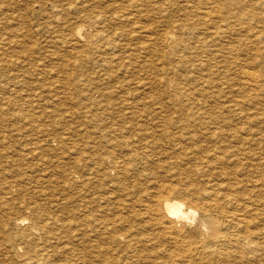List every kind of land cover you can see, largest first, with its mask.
Masks as SVG:
<instances>
[{
	"label": "bare ground",
	"instance_id": "obj_1",
	"mask_svg": "<svg viewBox=\"0 0 264 264\" xmlns=\"http://www.w3.org/2000/svg\"><path fill=\"white\" fill-rule=\"evenodd\" d=\"M194 1L195 0L192 1L193 6L195 3ZM98 2L100 4V0H97V3ZM188 2H189V4L191 3L190 1H188ZM188 2H187V4H188ZM196 2H197V5L199 6L198 8H200L199 11H201L200 14L202 16L200 18H203V23L209 25L210 28H208L209 26L207 28H204V26H203L204 30H202V32H199V30L196 29V28H198L196 26L188 28L189 30H187L186 28H183V25L180 24V25H175L174 28H172V30L164 31L161 34H159V43H160L159 48L167 56L166 65H170L171 69H174L177 71H182V72L177 73L174 77H172V76L165 77L164 76V77L158 78V76L155 75L154 80H146L145 79L144 81H142V79H144L143 78L144 76L142 77V79H138L136 81H134L133 79H128V81H126L125 78L127 77L126 75L134 73L136 71V69L138 68V66H136L134 64L135 61H137V63H139V69L135 73H138L139 71L140 72H150L149 69L151 66L148 62H146L145 58L149 57V55L152 53V51H155L156 49L153 48L151 44H148V45H145L141 48L142 52H139L138 55H136L134 52H128L129 45L121 42V41H123V40H121V36H123L125 29L119 30L120 26L118 28L115 27L116 25L113 26V24H115V22H118V24H119V23H121L120 21L124 20V18L126 17L125 16L123 18L124 15H120V14H117L114 12V6L117 5L116 4L117 2L116 1L113 2V0H112L110 3H107L105 6L106 10H104V12L94 11V10L89 9V8H87L86 11L81 10L82 13L84 12L83 13L84 17L78 16L79 20H77V21H79V23H77V25L76 24L73 25V26H75V25L76 26L73 28L72 32L69 30L71 33H68V34H70L71 38H69L67 41L70 42V45L73 44V45H75V47H77L79 49L80 48L83 49L82 53L85 52V54L82 55L83 60H85L87 62L95 63L98 66L100 65V69L98 71L92 73V75L94 76V78L96 80L94 81L92 79L93 82L87 83V85L89 84L88 86L83 85V87H84L83 91H82L83 95H81V97L83 99V101L81 100L83 102V106L84 107L88 106L89 108H94L93 110L95 112L102 113V115H103V111L116 110L119 113L121 112L122 116H126V118H131V122H135V124L139 128V130L137 129L138 131H136L133 135H131L132 139L135 142L129 141L130 145H129V143L127 144V145H129V147L131 149V151L130 150H128V151H130V154H129L130 159L133 158V160H131V161H133V163L135 162V160L141 159L139 155H141V157L143 156V158H145V157L148 158L150 156V155L148 156V154H147L148 152H149V154L152 153L151 158L154 157L152 155H155L154 150L157 147L159 141H161V143H162V141H164L166 143H172V147H176V148H179V150H182L181 151L182 153L180 154L181 156H179L178 163L172 165L177 170L178 175L175 177L176 179H173V180L170 179V180H172V181L176 180V183L167 184L163 180L166 184L165 185L156 184L155 185L156 187L159 186L158 189L155 188L157 190L156 191L157 193H155V194L153 193L152 195H149V194L145 193L148 190V188H147V190L142 189V191L141 190L139 191L138 189L134 188L135 187L134 186V187H132V189L134 188L135 190L138 191L135 193V192H132V189H131V191L128 190V189H130L129 187H131V186L127 187L128 185L127 186L123 185L125 187H122L121 185L118 184L119 182H117V184H118L117 187L119 188L118 192H120V193H118V192L117 193L120 194L121 197H118L119 195L117 193H116L118 195L117 197H116V194L114 196L109 194L110 195L109 198H110L111 202L109 200H107V202L109 201L110 204H108L109 206L106 209V211L103 210L104 212H106V215L103 217H97V214H96L97 218L92 217L93 212H94L92 210H91L92 215H86L85 214V215L77 217V218H73L72 215L68 213L69 211H66L67 214L65 216H64V214H60V213H59V215L57 214L54 216H53L54 213L51 216L46 215L47 213L46 214L40 213L39 209H38L39 211L37 210L38 213H36L35 212L36 209L34 210L33 208H31V205L33 206L32 200H31L32 204L29 207H26V206H28L27 205L28 203L24 202V203H26V206H24V207H26L27 209L30 208V210L33 209L34 211H32V213H31L30 210H28L27 215H25L26 213L25 214L22 213L23 210H21L22 207H20L21 204L19 206V202H18V205L9 203L10 206L6 209L7 210L10 209V212L12 210H14V212L16 211V213L14 215L11 214L12 216L8 217L7 216L8 214L5 215L6 211L2 209L3 212H0V234L2 235V237L4 239H6V241H4V242L8 243L9 247L13 250L12 252H13L14 256H16L18 263L16 262L14 264H46L48 262V260L51 259L52 250H51V252H49L47 250L48 246H41V247L38 246L37 242L41 237L39 235L40 238L38 239V237L36 238V235H38V234H42L43 236H45L46 234L51 235L52 233H54L53 232L54 230H55V232H57V231L60 232V229H62V230H66V233L68 230H71L70 234L72 236L73 233L76 234L75 231H79L82 229L83 226H86V225L89 226L90 224L92 225L91 231L95 234L96 233L97 234L103 233V235H104V234H106V232H109V231H107V228H111L112 229L111 231L114 230L115 237H117V238H115L116 239L115 241H117V239L124 241V243L126 244L125 249L126 250H128V249L132 250L131 256H132V254H133V256H136V255H134L136 253H140V254L142 253L143 254L146 250H148L145 248V246H147V243H149L152 240H151V237H148L146 239H145V237L149 235L148 232L153 234L152 230H154V233H155V231H156V233H159L161 235V237L165 238V240H163V241H165L166 243H169V245H172L173 249L175 248V250H176V251L174 250L175 254H172L171 251H173V250H171V249L167 250L168 252L166 251V256H167L166 257L167 258L166 264H170V262H171V264H174V262H172V261H175V259H178L177 260V262H179L178 264H264V22H263V26L260 25V23H262L261 19H260V18H262L261 15L264 14V11H261L260 9H261V7H264V0H198ZM195 6H196V4H195ZM182 7L184 8V5H182ZM187 8H188V6H187ZM75 9L76 8L74 6H70V7H66V8L62 9V11H64L66 13V16H67V15H69V13H71V11H74ZM193 9H192V11L195 12V10H193ZM257 10L259 11V13L261 12L260 13L261 15L257 14L258 13ZM56 16H57V14H56ZM197 17H199V16H197ZM213 17L217 18L219 21L215 20V22H212V21H214ZM212 18H213V20H212ZM127 19H129V18H127ZM127 19L125 21H127ZM198 21H199V19H198ZM192 22H190V23L192 24ZM195 23H197V22H195ZM195 23L192 25H195ZM198 23H200V22H198ZM250 23H255L256 26L259 25V28H255V26H254L255 24L253 26L252 25L249 26ZM198 26H200V25H198ZM247 27L251 28L249 30L251 33H249V31L246 29ZM53 28H55V27H53ZM141 28L145 29V26H141ZM244 30H246V31H244ZM242 32H244L245 39L249 43L243 41L244 37L242 35H240V34H242ZM144 33L147 35L149 40H151L152 35L154 34L149 29L144 31ZM185 35H186V37H187V35L188 36L191 35L192 38L195 37V41L192 45L187 43L189 39L186 42L184 41ZM21 36H23V35H21ZM192 40H194V39H192ZM216 40H221V43H217L218 41H216ZM20 41L22 42V40H20ZM126 41H128V40H126ZM5 43H7V42H5ZM65 43H66V41H65ZM0 44H2V43H0ZM11 44H12V42H11ZM4 45H2V46H4ZM72 46H70V48ZM16 47H18V45ZM4 48H5V46H4ZM13 49H15V48H13ZM186 49H187V52L185 54L182 53L183 50H186ZM10 51H11V49H10ZM127 52H128V54H126ZM141 53H142V55H141ZM22 60H21V62H22ZM65 60H64L65 62H63L64 66H69L71 61L69 62V58H67ZM5 64H6V62H5ZM9 65H10V63H9ZM27 67H29V65ZM11 68H12V66H11ZM19 71L17 70L18 73H20ZM28 72L25 71L24 74L27 73L28 75H30ZM32 73L34 74V72H32ZM21 74H19V75H21ZM19 75L17 74L18 78H20ZM193 78L195 79V82L196 81L198 82V80H200L201 83H200V81L197 84H195L194 82L190 83L191 80L194 81ZM82 80H84V79H82ZM110 81L111 82L119 81V82H118V84H115L111 87H107L109 85ZM82 82H81V85H82ZM18 84H20V82ZM14 86H16V85H14ZM7 87H5V88H7ZM5 88H3V89H5ZM157 89H158V91H157ZM21 90H23V89H21ZM21 90H19V92ZM9 91H10V88H9ZM94 91H97L100 93L98 97H94L92 95V93H94ZM24 92H25V90H24ZM27 92L28 91H26V93ZM29 92H32V91H29ZM10 93L12 96L13 92H10ZM28 94H26L25 96L23 95V96L25 98H27ZM13 95H14V93H13ZM21 95H22V93H21ZM21 95H20V93H17L14 96H15V98L18 99V98H21ZM28 97H29V95H28ZM32 97H34V94L32 95ZM164 97H166L169 100V104H164L165 103L163 101ZM161 98H162V100H161ZM17 99H15V100H17ZM22 99H24V98H21L20 100H22ZM75 99L78 101L77 98H75ZM11 100H13V99H11ZM20 100H19V102H20ZM76 100H74V101L77 102ZM19 102L17 100V103H19ZM82 102H81V104H82ZM52 103L54 105H52L50 108H52L54 111L55 106L57 104H60V103L55 102V101ZM149 103L151 105L152 110H150V111L147 110L149 112L148 113L147 111H145V108H146L145 105L149 104ZM7 104H8V102H7ZM77 104L80 105L79 103H77ZM10 105H12V104H10ZM11 107H13V106H11ZM166 109L171 110L170 115L167 114ZM45 110H47V108H45ZM124 111H125L126 115H123ZM144 112H147V113L144 114ZM104 113H106V112H104ZM110 114H112V112ZM107 115H109V114H107ZM121 115H119V117ZM105 117H107V116H105ZM107 118H109V117H107ZM152 118H153V120L150 123L153 122L155 124V127L158 129L157 131L161 133V134L159 133L161 136V139L156 138V136L154 137L153 131H152V134H150L149 130L146 129L149 126L145 127L144 126L145 124L144 125L142 124V121L145 122L146 120H149V119L151 120ZM102 119L103 118H101L100 120L102 121ZM122 119H124V118H122ZM122 119H120V121H122ZM104 120H105V118H104ZM137 121H140V122L136 123ZM116 122H117V119H116ZM116 122H114V123L116 124ZM119 122H117V123H119ZM126 123L125 124L122 123V124L127 127L128 124L126 125ZM108 124H109V122H108ZM119 124H121V123H119ZM60 125H62V124H60ZM60 125H56V126L49 125L47 127L41 126V127H38L36 130L34 129V132H36V133L32 134L34 136V138L32 140H35L33 143H35L36 146L38 145L34 150V151H36L35 153H37V155H41L45 151H50L53 154H55V152L56 151L58 152V150H60V148H63V149L67 148L68 149V147H66L69 144L67 142L68 140H69V142L71 140L70 143H73L72 144L73 149L78 147L79 143H77L75 141V139L76 138L78 139V137L73 136V138H75V139L72 142L73 139H69L70 134L68 135L66 132L65 133L63 132L65 130L66 131L68 130L67 127L65 126L66 124L61 126V127H60ZM101 126L103 127V125H101ZM125 126H124V128H125ZM104 127H106V125ZM109 127H112V126H109ZM114 127H117V126L115 125ZM117 128L119 131V127H117ZM124 128H122V129L124 130ZM131 128H132V126H131ZM72 129H74V128H72ZM151 129L155 130L153 128H151ZM73 131L77 132V130L76 131L73 130ZM73 131H71V132H73ZM107 131H109V130H107ZM62 132H63L64 136L58 137ZM132 132H133V130H132ZM132 132H131V134H132ZM156 132L154 131V134H156ZM125 133L127 134V132H125ZM129 133L130 132L128 131V134ZM99 134H101V133L99 132ZM115 135H114V137H115ZM118 135L121 136L122 134L121 135L118 134ZM77 136H79V134ZM119 136L117 139H119ZM50 137H55L57 139V149L56 150H55V148L52 149L50 146V142H49ZM104 137H107V134ZM99 138H101V137H99ZM108 138H110V137H108ZM130 138L128 137V140H130ZM79 139H80V137H79ZM115 140H113V141L115 142ZM122 140H124V138ZM79 141L82 142V143H80L81 146L86 147L89 140L86 141L83 139V140H79ZM94 141H96V139ZM107 141H109V140L107 139ZM97 142L101 143L102 140L101 141L97 140ZM106 142H104V143H106ZM114 142L110 141V144L114 143ZM117 142H118V140H117ZM117 142H115V143H117ZM84 143H85V145H84ZM90 143H92V142H90ZM35 144L33 145L34 147H35ZM106 145H107V143H106ZM113 145L116 146V144H113ZM90 146H92V145H90ZM102 146L103 145H101V147ZM104 146L102 149L99 148V150L103 151ZM111 146H112V144H111ZM115 146H113V147H115ZM160 146H161V144H160ZM93 147L94 146H92V148ZM113 147L111 149H113ZM120 147H122V145H120ZM70 148H71V146H70ZM115 148H118V146ZM159 148H162V147H159ZM67 149H66V151H67ZM82 149H83V147H82ZM96 149H97V147H96ZM106 149L108 150V148H105V150ZM119 149H121V148H119ZM156 150H158V149H156ZM30 151H32V150H30ZM83 151H84V149L82 150V153L76 152V155H78L77 153H80V154H79L78 158L75 156L77 159L73 158L75 162H77V163L80 162L78 165H80L82 162H89L88 164H91V163L92 164H99V166L101 165L100 162L102 159H104L103 157H101L99 154L97 155L95 153L89 154V152L91 150L88 151L89 155L85 156ZM97 151H98V149H97ZM25 152H28V151H25ZM72 152H73V150H72ZM104 152L106 153V151H104ZM124 152L126 153V151H124ZM158 152L159 151H157V153ZM45 153H47V152H45ZM105 153H104V155H105ZM32 154L34 155V153H32ZM69 154H70V152H69ZM37 155H35V156H37ZM45 155L46 154H44V157H45ZM56 155H53V156H56ZM59 155L62 156V154H59ZM59 155H57V157L60 159H63V157L61 158V157H59ZM107 155L108 154H106V157H107ZM118 155L121 156V153ZM35 156H32V157H35ZM114 156H116V155H114ZM120 156H119V159H120ZM44 157L42 156V160L44 159ZM113 157H110V159L107 158V160L109 159L112 161L111 158H113ZM151 158H150V160H151ZM65 159H66V156H65ZM116 160L114 161V164H116L114 166L119 168L118 172L120 171V173H122V174L124 173L125 175L128 173L125 171L128 168L130 169V167H128L130 164H131L130 166H132V167L136 166V165H133L132 163L128 162L129 160L127 161L128 163H130L129 165H128V163H126L122 160L120 161L121 163L119 161L117 162ZM125 160H127V159H125ZM152 160H154V158H152ZM71 161H72V159H71ZM140 161H142V160H140ZM155 161H156V159H155ZM182 161H184V162H182ZM150 162H152V161H150ZM170 162H172V160ZM8 163H6V164H8ZM72 163H73V161H72ZM136 163H138V162H136ZM142 163H143V161H142ZM146 163L144 161V164H146ZM104 164H106V163H104ZM154 164H156V163L152 162V165H154ZM82 165H83V163H82ZM82 165H80V166H82ZM148 165H149V163H148ZM148 165L146 164V166H148ZM60 166L62 167L63 165H60ZM64 166H65V164H64ZM159 166H160V164H159ZM3 167L5 168V166L1 165V169H3ZM66 167L68 168L67 163H66ZM90 167H92V166H89V168ZM103 167L104 166H102V168ZM107 167L109 168V166H107ZM156 167H157V165H156ZM164 167H165V165H164ZM170 167H171V165H170ZM69 168H71L70 165H69ZM78 168H80V167H78ZM89 168H88V170H90V171L88 173L91 176V178L98 177V175L100 174L99 169L97 170L98 167H92L90 169ZM99 168L101 169V166ZM148 168L149 167H147V169ZM151 168L154 169L153 166ZM15 169H18V168H15ZM60 169L61 168H59V170ZM5 170L8 171V168ZM19 170H20V168H19ZM61 170H60V172L63 171V170L62 171ZM112 170H114V169H112ZM69 171H67V172L69 173ZM86 171H84L85 174H86ZM140 171L138 170V172H140ZM173 171H175V170H173ZM3 172H4V169H3ZM23 172H25V170ZM33 172H34V170H33ZM42 172L44 173L46 171L44 170ZM71 172L75 173L74 171H71ZM115 172L117 173V171H115ZM130 172H131V170H130ZM170 172H172V171H170ZM34 173L37 174V175L35 174L37 176V177L36 176L35 177L39 180L37 171H35ZM49 173H50V171H49ZM88 173H87V175H88ZM102 174H105V173H102ZM131 174L132 173H130L129 175H131ZM53 175H55V172ZM62 175H63V173H62ZM71 175H73V174H71ZM139 175H141V174L139 173ZM2 176H3V174H2ZM58 176H56V177H58ZM66 176L68 177L69 175H66ZM66 176H64V177H66ZM116 176H117V174H116ZM127 176H128V174H127ZM47 177H50V176L48 175ZM54 177H52V178L54 179ZM83 177L80 178V180L85 178V177L84 178ZM107 177H108V175L106 176V178ZM128 177H126L128 179L127 181H129ZM12 178H13V176H12ZM18 178H21L20 175ZM22 178H24V177H22ZM36 178H35V180H36ZM69 178H71V176ZM69 178H68V180H69ZM74 178H76V177H74ZM101 178H103V177H101ZM114 178H115V174H114ZM126 178H124L125 181H126ZM150 178H152V177H150ZM5 179H4V182H5ZM9 179H6V181H8ZM146 179H148V178H146ZM0 180H2V179H0ZM44 180H46V178ZM57 180H59V179H57ZM75 180H77V178ZM90 180H92V179H90ZM116 180L117 179L115 178V181ZM96 181H98V180H96ZM111 181L109 180L108 182H111ZM127 181H126V183H127ZM149 181L150 180H148V184H149ZM152 181H153V179H152ZM2 182H1V184H3ZM27 182L28 181L26 180V183ZM47 182L44 181V183H46V184H47ZM54 182L55 181H53L52 183H54ZM60 182H62V181L60 180L59 183ZM63 182H62V184L65 185V183H63ZM74 182L76 183V181H74ZM98 182L100 183V181H98ZM23 183H24V180H23ZM44 183L42 184V187L45 186ZM48 183H50V181ZM67 183L69 184V182H67ZM70 183H71V181H70ZM132 183H134V181ZM156 183H158V182H156ZM7 184H10V183H7ZM13 184L15 185L16 183H12L11 186H13ZM24 184H23V186H24ZM56 184H54V187H51V190H52V188H55ZM130 184H131V182H130ZM148 184H145V185H148ZM152 184H154V183L152 182ZM106 185H107V183H106ZM112 185L113 184H111V187H112ZM137 185H139L138 182H137ZM0 186H2V185H0ZM15 186H13V188ZM18 186H19V188H21L20 185H18ZM35 186H38V185L36 184ZM16 187L14 188V190L13 189L11 190L12 187L11 188L10 187L9 188L0 187V189L1 188L3 190L8 189L7 190L8 193L6 194L7 196L9 195L10 192L13 194L15 193L14 195H16L17 193L20 194V192H21L20 189L18 191L16 189ZM39 187L41 188V185H39ZM58 187H60V186H58ZM73 187H71V188H73ZM76 187L74 189H76ZM104 187H106V186H104ZM144 187H146V186H144ZM25 189H23V190H25ZM63 189H66V188H63ZM63 189H61V192ZM92 189L89 188V191H91ZM95 189L97 190L98 186ZM9 190H11V191L9 192ZM16 190L18 192H16ZM103 190H104V188H103ZM29 191L30 190H28V192ZM37 191H38V189H36V192ZM53 191L56 192L57 190H52V192ZM87 191H88V188L86 187L85 190L82 189V191L80 192V193H83L85 196V197H82L83 195H81V199L83 200L82 203L87 204V205L84 204L86 207L89 206L88 204L91 201H94L95 199H98V198L103 196V195H100V197H98V195L100 193L99 194L97 193L98 194L97 195L95 192H91L90 195L87 196L86 195ZM89 191H88V194H89ZM105 191H103V192H105ZM116 191H117V189H116ZM143 191H145V192H143ZM151 191H153V190H151ZM3 192L6 193L5 191H3ZM26 192H25V194H26ZM58 192H60V191L58 190ZM63 192L65 193V191H63ZM74 192H75V190H72L73 194H75L76 192L79 193V191H76L75 193ZM47 193H49V192H47ZM80 193H79V196H80ZM113 193H114V191H113ZM0 194L2 195L1 192H0ZM22 194H23V191H22ZM31 194H33V193H31ZM67 194H68V192H67ZM70 194H68V195H70ZM101 194H103V193H101ZM45 195L46 194H44V196ZM50 195H51V193H50ZM50 195H49V197H50ZM106 195H107V192H106ZM4 196H3V198H4ZM13 196H11V197H13ZM20 196L22 199L23 196L22 195H20ZM32 196L33 195H31V197ZM35 196H38V195H35ZM44 196H43V198H45ZM52 196L53 195H51V197ZM66 196L67 195H65V197ZM27 197H28V195H27ZM38 197H36V198H38ZM54 197H55V201H56V198H57L56 195ZM61 197L64 198L63 196H61ZM47 198L48 197H46V200H47ZM79 198L80 197H78L77 199H79ZM19 199H20V197L17 199V201ZM35 199H33V200H35ZM38 199H37V201H38ZM59 199H60V197H59ZM2 200L3 199L1 197V201ZM7 200L5 202H7ZM9 200L11 202L12 199H9ZM25 200L26 199H24V201ZM39 200H41V198ZM99 200L100 199H98V201ZM17 201L16 202L13 201V203L14 202L17 203ZM27 201H28V199H27ZM103 201H105V200H102V201L100 200V203L101 202L104 203ZM42 202L44 203V201H42ZM52 202H54V200L53 201L51 200V203ZM56 203H58V202H56ZM61 203H62V201H61ZM97 203H99V202H97ZM49 204H48L49 208H52V206H50L51 204L50 205ZM5 205H4V207H5ZM36 205H37V208H39L38 206L40 204H36ZM46 205L47 204H45L44 206H41V205L40 206L45 207ZM63 205H65V204H63ZM79 206L85 207L83 205H79ZM71 207L69 206V208H71ZM91 207H94V206H91ZM0 208H2V206H0ZM34 208H35V205H34ZM45 208H47V206ZM56 208L58 209L59 207H56ZM65 208H67V207H65ZM103 208L105 209V207H103ZM52 210H53V208H52ZM4 211H5V213H4ZM50 212L51 211H49V214L52 213V212L51 213ZM57 212H58V210H57ZM66 212L64 211V213H66ZM55 214H56V212H55ZM102 214L103 213L101 212V215ZM74 216H77V215H74ZM72 225L78 226V228L77 227L71 228ZM89 228H90V226H89ZM17 230L20 231V234L17 233ZM137 230H139V231H137ZM60 233L62 234V232H60ZM58 234H56V235L59 236ZM63 234H64V231H63ZM83 234H84V232H83ZM89 234H91V233H89ZM155 235L157 236V234H155ZM57 236H54V237H57ZM67 236L68 235H66V238H67ZM85 236H86V234H85ZM85 236L83 235L84 239H85ZM100 236L102 237V235H100ZM75 237H76V235H75ZM78 237H79V235H78ZM110 237H111V235H110ZM63 238H64V236H63ZM142 238H144V240L147 241L146 245L143 243L142 244L140 243ZM152 238L155 239L154 237H152ZM2 239H0V240H2ZM59 239L61 240V238H59ZM76 239H77V237H76ZM84 239H83V241H84ZM98 239H96V240H98ZM41 240L45 241V239H41ZM60 240H59V242H60ZM85 240L87 242V237ZM90 240H91V238H90ZM104 240H105V238H104ZM98 241H100V240H98ZM105 241H104V243H106ZM107 241H109V238ZM91 242L92 241H90V244H91ZM77 243H79V241ZM112 243H113V241H112ZM166 243L160 244V247H161L160 251L167 249ZM65 244H66V242H65ZM67 244H68V242H67ZM71 244H68V245H71ZM39 245H41V244H39ZM92 245L94 246L93 242H92ZM100 245H102V244H100ZM51 246H53V242H52ZM51 246H49V247H51ZM57 246H59V245H57ZM73 246L71 247V249L67 245H65L64 247L67 250L68 249L70 250L69 253L71 256L76 255V258L74 257L76 260L75 263H77L78 261H81L80 260L81 258H82V261H84V257H81V258L79 257L80 253H78V252L81 250L78 251V249H77V251H78L77 252L78 255H77L76 250H75V248H73ZM148 246H149V244H148ZM157 246H158V244H157ZM3 248H4V246H3ZM83 248H84V246H83ZM87 248L89 249L88 246H87ZM114 248H115V246H114ZM97 249L100 250V248H98V247H97ZM157 249L159 250V248L157 247L155 252L158 251ZM0 250H2V249H0ZM85 250H86V248L84 249V251ZM119 250H120V248H119ZM56 251H58V250H56ZM105 251H106V249H105ZM117 251H118V249H117ZM138 251H140V252H138ZM149 251H150V249H149ZM4 252H2V253H4ZM58 252H60V251H58ZM118 252H122V251H118ZM152 252H154V251H151V253ZM69 253L67 252V254H69ZM115 253H116V251H115ZM161 253H163V252L161 251ZM161 253H160V255H161ZM116 254H115V256H116ZM2 255H3V257H0V258L4 259L5 254H2ZM70 255H68V256L70 257ZM100 255H102V254H100ZM89 256H90V254H89ZM11 257H13V256H11ZM103 257H104V255L100 258V260H99L100 262H98V264L99 263L101 264V261H102L101 259ZM123 257H122V259H123ZM156 257H157V255H156ZM143 258H140V259H143ZM164 258H165V256H164ZM1 259H0V261H1ZM72 259H73V257H72ZM104 259H107V258H104ZM118 259H120V258H118ZM118 259L116 256L115 260H118ZM133 259H135V258H133ZM158 259H160V261L164 260V259L161 260V258H158ZM97 260H96V262H97ZM111 260H108L109 261L108 264L110 263ZM49 261L51 262V260H49ZM66 261H67V259H66ZM66 261H63V264H64V262H65V264H67ZM125 261H126V259H125ZM128 261H130V260L128 259ZM156 261H157V259H156ZM2 262H0V263H2ZM50 262H49V264H50ZM60 262H61V260H60ZM93 262H95V261H92L91 263H93ZM112 262H114V261H112ZM133 262H131V263H133ZM141 262H143V261H141ZM138 263H139V261H138ZM57 264H58V262H57ZM70 264H71V262H70ZM148 264H150V263L148 262Z\"/></svg>",
	"mask_w": 264,
	"mask_h": 264
},
{
	"label": "rangeland",
	"instance_id": "obj_2",
	"mask_svg": "<svg viewBox=\"0 0 264 264\" xmlns=\"http://www.w3.org/2000/svg\"><path fill=\"white\" fill-rule=\"evenodd\" d=\"M84 1L85 0H0V43H2V44H0V170H1L0 171V176H1L0 179H2V180H0V185H2L0 187H2V188H5V187L6 188H9V187L11 188L12 187L11 190L12 189L14 190V188L17 186L16 189L18 191L20 189V191H21L20 194L17 193L16 195H14L15 193L13 194V193L10 192L11 190H9L10 193L7 196L6 194L8 193V191H7L8 189L7 190L6 189L3 190L2 188L0 189V192L2 193V195L0 194V204H1L0 206H2V208H0V212H3V210H5L6 211V214L5 215L8 214L7 215L8 217H11L12 216L11 214L14 215L16 213V211L14 212V210H12L10 212V209L9 210L6 209V208H8L10 206L11 203L18 205V202H19V206L21 204L20 207H22L21 210L24 211V212L22 211V213L23 214L26 213L25 215H27V213H28L27 211L30 210V208L27 209L26 207H29L32 204V201H33V206L31 205V208H33L34 210L36 209L35 210L36 213H38V211L40 210L39 211L40 213H43V214H46L47 213L46 215H50V216L53 213H54L53 216L54 215H57V214L59 215V213L60 214H64V216H65L67 214L66 211H69L68 213L71 214L73 218H77V217L83 216L85 214L86 215H92L91 212L94 211L92 217H94V218L103 217V216L106 215V212H104V211H106V209L108 208V206H109L108 204H110L109 201L111 202L109 196L110 195H113L114 196L118 192V189H119L117 187L118 184L121 185L122 187H125L127 185H128L127 187L131 186V187H129L130 189H128L129 191H131L132 187H134V186H135L134 188L138 189L139 191L140 190L142 191V189L143 190L144 189L147 190V188H148V190L146 192L145 191H143V192H145L146 194L152 195L153 193L154 194L157 193L156 192L157 191L156 189L159 188V186H157V187L155 186L156 184L165 185L166 183L167 184H174V183H176V180H174V181H172V180L173 179H176L175 177L178 175V172L175 169V167H173L172 165L178 163L179 156H181L180 154L182 153L181 152L182 150H179V148H176V147H172V143H166L164 141H162V143H161V141H159L158 142V145L159 146L157 145V147L154 150V154L155 155H152V156H154V157H152V158H154V160H152V158H151V154L152 153L149 154V152H148L147 153L148 156L150 155L148 157L149 159L147 157L143 158V156L141 157V155H139L141 159L135 160V162L133 163V161H131V160H133V158L130 159V157H129V154H130V151H131L129 145H130V142L131 141L132 142H135L132 139L131 135H133L136 131L139 130V128L135 124V122H131V118H126V116H122L121 115V112L119 113L116 110L103 111V115H102V113L95 112L93 110L94 108H89L88 106H85V107L83 106V102H82L83 99L81 97V95H83V92H82L83 91V88H84L83 85L88 86L89 84L87 85V83L93 82V80L94 81L96 80L94 78V76L92 75V73L98 71L100 69V65L98 66L95 63H91V62H87V61L83 60L82 59L83 58L82 55H84L85 52L82 53V50H83L82 48L79 49V48L75 47V45H73V44L70 45V42L67 41L69 38H71L70 37V34H68V33H71L72 30H73V28L77 25V23H79V21H77V20H79L78 19V16L79 17H84L83 16V13L84 12L82 13L81 10L82 11H86L87 8H89V9H92L94 11L104 12V10H106L105 9L106 4L107 3H110L112 0L111 1L110 0H100V4H99V2L97 3V0H94V1L93 0H86L85 2ZM114 1L117 2L116 3L117 5L114 6V12L117 13V14H120V15H124L123 18L126 16L124 18V20L120 21L122 24L121 23L118 24V22H115V24H113V26L116 25L115 27H117V28L120 26L119 30L120 29L121 30H124L125 29L123 36H121V40H123L121 42L129 45L128 52H134L136 55H138L139 52H142L141 51V48L143 46H145V45H148V44H151L152 47L156 49L155 51H152V53L149 55V57H146L145 58L146 59V62H148L150 64V66H151L150 69H149L150 72H140L139 71L138 73H135L139 69V63H137V61H135V62L133 61L134 64L136 66H138V68L136 69V71L134 73H131V74L126 75L127 76L125 78L126 81H128V79H133L134 81H136L138 79H142L143 76H144L143 77L144 79H142V81H144L145 79L146 80H154L155 75H157L158 78L164 77V76L165 77H168V76L174 77L177 73H181L182 71H177V70L171 69L170 68V65H166L167 56L159 48L160 47L159 46L160 45V43H159V34H161L164 31L172 30V28H174L175 25H180V24L183 25V28H186L187 30H189L188 28H191L193 26H196V27H198L196 29L199 30V32H202V30H204V28H207L209 25L204 24L203 23V18H200L202 15L200 14L201 11H199L200 8H198L199 6L197 5V2H196L198 0H195L194 1L195 2L194 3V6L192 5V3H193L192 1L193 0H113V2ZM188 1L191 2L190 3L191 5L189 4ZM187 2H188L189 5L187 4ZM195 4H196V6H195ZM182 5H184V8L185 9L182 7ZM70 6H74L76 9L74 11H71V13H69L70 16L69 15L66 16V13L64 11H62V9L66 8V7H70ZM187 6H188V8H187ZM192 9L195 10V12L192 11ZM263 9H264V7H261L260 10L261 11H264ZM260 13L258 11L257 14L261 15ZM56 14H57L58 17L56 16ZM263 15L264 14H262L261 15L262 18H260L261 19V22H262V23H260L261 26H263V22H264L263 21L264 20V16ZM197 16H199V17H197ZM127 18H129V19H127ZM213 18H214V21H212V22H215V20L216 21H219L217 18H215V17H213ZM213 18H212V20H213ZM126 19H127V21H125ZM198 19H199V21H198ZM190 22H192V24H194L195 22H197V23H195V25H192ZM198 22H200V23H198ZM74 24H76V25L73 26ZM254 24L255 23H250L249 26H251V25L253 26ZM198 25H200V26H198ZM52 26L55 27V28H53ZM141 26H145V29H142ZM203 26H204V28H203ZM254 26H255V28H259V25L256 26V24H255ZM208 28H210V26ZM148 29L151 30L154 33L152 35L151 40H149V38L147 37V35L144 33V31H146ZM246 29L249 31L251 28H248L247 27ZM244 31H246V30H244ZM249 33H251V32L249 31ZM21 35H23V36H21ZM240 35H242L244 37V40H243L244 42L249 43L245 39L244 32H242V34H240ZM184 37H185L184 38V41L185 42L189 39L187 43L190 44V45H192L194 43V41H195V37L192 38L191 35H189V36L187 35V37L185 35ZM192 39H194V40H192ZM9 40L12 42V44H11V42ZM20 40H22L23 43ZM126 40H128V41H126ZM221 40H216V41H218L217 43H221ZM65 41H66V43H65ZM5 42H7V43H5ZM2 45H4L5 48ZM15 45L16 46L18 45V47H16ZM70 46H72L71 47L72 49L70 48ZM13 48H15V49H13ZM10 49H11V51H10ZM128 52L126 54H128ZM186 52H187V49L186 50H183L182 53L185 54ZM141 55H142V53H141ZM16 57L17 58L19 57V58L17 59ZM67 58H69V62L71 61V63L69 64V66H64L63 62H65L66 61L65 59H67ZM21 60H22V62H21ZM5 62H6V64H5ZM8 62L10 63V65H9ZM28 65H29V67H27ZM11 66H12V68H11ZM17 70L18 71L20 70L19 71L20 73H18ZM23 71L24 72L25 71H27V72L29 71L28 73L31 76L28 75L27 73L24 74ZM32 72H34V74ZM17 74L18 75L21 74V75H19L20 78H18ZM82 79H84V80H82ZM193 80L194 81L191 80L190 83H193L194 82L195 84H197L200 81V80H198V82L197 81L195 82V79L194 78H193ZM19 82H20V84H18ZM81 82H82V85H81ZM118 82L119 81H113V82L110 81L109 82V85L107 87H111V86H113L115 84H118ZM200 83H201V81H200ZM14 85H16V86H14ZM7 86L10 88V91H9V88ZM5 87H7L8 89L5 88ZM3 88H5V89H3ZM21 89H23V90H21ZM19 90H21V91L19 92ZM24 90H25V92H24ZM26 91H28V92L26 93ZM29 91H32V92H29ZM157 91H158V89H157ZM10 92H13L14 95H16L17 93H20V95H21V93H22L21 98H24L25 100L24 99L20 100L21 98H18V99L15 98V96L13 95V93H12V96H11V93ZM25 93L26 94L29 93L28 94L29 97L27 95V98L28 99L24 97L26 95ZM33 94H34V97H32ZM99 94L100 93L97 92V91H94V93H92V95L94 97H98ZM10 98L13 99V100H11ZM75 98H77L79 102ZM15 99H17L18 102L20 100V102L17 103V100H15ZM74 100H76L77 102H75ZM161 100H162V98H161ZM54 101L55 102H59L60 104H57L55 106L54 111H53V109L50 108V107L52 105H54L52 103ZM80 101L82 102V104H81ZM163 101L165 102V103L163 102L164 104H169V100L166 97L163 98ZM7 102H8V104H7ZM13 102L14 103L16 102V103L14 104ZM75 103L76 104L79 103L80 105H78V104L76 105ZM10 104H12V105H10ZM146 105H145V107H146L145 108V111L152 110L150 103L149 104H146ZM11 106H13V107H11ZM80 106L81 107L83 106V107L81 108ZM45 108H47V110H45ZM166 110H167V114L170 115L171 114V110H169V109H166ZM104 112H106V113H104ZM111 112H112V114H110ZM147 112H144V114H146ZM123 113H124L123 115H126L125 111ZM107 114H109V115H107ZM119 115H121V116L119 117ZM105 116H107L109 118H107ZM99 118L100 119L103 118L102 121ZM104 118H105V120H104ZM122 118H124V119H122ZM116 119H117V122H119L120 119H122V121L119 122L121 124L117 123L116 122ZM152 120H153V118L151 120L150 119L149 120H146L145 122L142 121V124L143 125L145 124L144 125L145 127L146 126H149L146 129L149 130L150 134H152V131H153L154 137L156 136V138L161 139V136H160L161 133L157 131L158 129L155 127V124L153 122L150 123ZM113 121L116 122V124ZM108 122H109V124H108ZM138 122H140V121H137L136 123H138ZM122 123L123 124L126 123V125L128 124L129 127L128 126L126 127ZM60 124H62V125H60ZM100 124L103 125V127ZM104 124L106 125V127H104L105 126ZM112 124L114 126L116 125L117 127H119V131H118V128L117 127H114ZM49 125H52V126L60 125V127L63 126V125H65L68 130L67 131L65 130L63 132L64 133L66 132L68 135L70 134L69 136L71 138L68 135L67 136L69 137V139H73L72 142L75 139V138H73V136L78 137V139L77 138L75 139V141L77 143H79L78 144V147H76L75 149H73L72 148V144L73 143H70L71 140H70V142L68 140L67 142L69 144H68V146H66V147H68V149L66 148L67 151H66V149H63V148H60V150H58V152L56 151L57 153L55 152V154H53L50 151H45L47 153L43 152L41 154L43 157H44V154H46L45 157H44L45 160L44 159L42 160V156L41 155H37V153H35L36 151H34L35 148L38 145L36 146V144L33 143L35 140H32L34 138V136L32 134L36 133V132H34V129L36 130L38 127H41V126L47 127ZM130 125L132 126V128H131ZM109 126H112V127H109ZM124 126H125V128H124ZM72 128H74V129H72ZM122 128H124V130ZM151 128H153L155 130H152ZM73 130H75V131L77 130V132H74ZM97 130L101 134H99V132ZM107 130H109V131H107ZM127 130L130 132L129 134H128V131ZM132 130H133V132H132ZM71 131H73V132H71ZM154 131L155 132L157 131L158 133L156 132V134H154ZM63 132L61 133L62 135L60 134L58 137L64 136L63 135ZM125 132H127V134ZM131 132H132V134H131ZM77 133L79 134V136H77L78 135ZM106 134H107V137H104V136H106ZM118 134H120V135L122 134V135L119 136ZM114 135H115V137H114ZM118 136H119V139H117ZM127 136L129 138L131 137L130 140H128V137ZM79 137H80V139H79ZM99 137H101V138H99ZM108 137H110V138H108ZM82 138L84 140H86V141L89 140L88 143H87V145H86V147L80 145V143H82V142H80L79 140H83ZM123 138H124V140H122ZM95 139H96V141H94ZM107 139L109 141H107ZM97 140L98 141L99 140L100 141L102 140V142L101 143L100 142L98 143ZM113 140H115V142H117V140H118V142L115 143ZM110 141L111 142H114V143H111L112 146L110 144ZM49 142H50L51 148L52 149L55 148V150H56L57 149V139L55 137H50V141ZM90 142H92V143H90ZM104 142H106L107 145ZM128 143H129V145H127ZM34 144H35V147L33 146ZM113 144H116V146L113 145ZM160 144H161V146H160ZM69 145L71 146V148H70ZM84 145H85V143H84ZM90 145H92L94 147L92 148V146H90ZM101 145H103V146L105 145L103 151L102 150H99V148H101V149L103 148V146L101 147ZM120 145H122V147H120ZM95 146L97 147L98 151H97V149H96ZM113 146H115V147L118 146V148H115ZM82 147L84 149L83 153L85 154V156L86 155H89L90 153L91 154L92 153H95L97 155L99 154L101 157L104 158L100 162L101 169L99 168L100 167L99 164H92L91 162H90L91 164H88L89 162H82L83 165L81 163L80 165H82V166H80V165H78L80 162L77 163V162L74 161V159H77L78 156H79V154L82 153V150H83ZM112 147H113V149H111ZM159 147H162V148H159ZM105 148H108V150L107 149L105 150ZM119 148H121V149H119ZM156 149H158V150H156ZM30 150H32V151H30ZM72 150H73V152H72ZM89 150H91V151L88 154V151ZM128 150H130V151H128ZM25 151H28V152H25ZM104 151H106V153ZM124 151H126L127 154ZM157 151H159L160 153L159 152L157 153ZM31 152L34 153V155ZM69 152H70V154H69ZM76 152H80V153H77L78 155H76ZM103 152L105 153V155H104ZM58 153L59 154H62V156H60ZM120 153H121V156L118 155ZM25 154L27 156L29 155L30 157L29 156L27 157ZM56 154L59 155V157H61V158L63 157V159L58 158ZM106 154H108L107 157H106ZM35 155H37V156H35ZM53 155H56V156H53ZM114 155H116V156H114ZM32 156H35V157H32ZM65 156H66V159H65ZM119 156H120V159L122 158L121 159L122 161H124L126 163L130 162L133 165H136V166L132 167V166H130L131 164L128 163V165L130 164L128 166V167H130V169L128 168L125 172H128L127 174H128L129 177L127 176V174L125 175L124 173L123 174L120 173V171L118 172V169L119 168H117L116 166H114V165H116V164H114V161L116 159H117L116 160L117 162L118 161L119 162L121 161L119 159ZM110 157H113L114 159L111 158L112 159V161H111V160H109ZM123 157L125 159H127V160H125ZM107 158H109V159L107 160ZM150 158H151V160H150ZM71 159H72L73 163H72ZM155 159H156V161H155ZM140 160H142L143 163ZM171 160H172L173 163L170 162ZM144 161H145V163L147 162L146 163L147 165L149 163V165L146 166V164H144ZM150 161H152V162H154L156 164L152 165V162H150ZM136 162H138V163H136ZM182 162H184V161H182ZM6 163H8V164H6ZM66 163H67L68 168H69V165H70L71 168L68 169L66 167ZM104 163H106L107 165L104 164ZM9 164L10 165L12 164V165L10 166ZM64 164H65V166H64ZM159 164H160V166H159ZM1 165L2 166H5V168L3 167L4 172H3V169H1ZM60 165H63V166L61 167ZM156 165H157V167L159 169L156 167ZM164 165H165V167H164ZM170 165H171V167H170ZM89 166L98 167L97 170L99 169V172H100V174L98 173L99 174L98 177L91 178V176L88 173L90 171V170H88ZM102 166H104V167L102 168ZM107 166H109V168ZM152 166H153L154 169L151 168ZM78 167H80V168H78ZM92 167H90V168H92ZM147 167H149V168L147 169ZM7 168H8V171L5 170ZM15 168H18V169H15ZM19 168H20V170H19ZM59 168H61L63 171L60 169L62 171V172H60ZM111 168L114 169V170H112ZM137 169L139 171L140 170L141 171L138 172ZM24 170H25V172H23ZM33 170H34V172L37 171L38 177H39V180L40 181L36 178L37 177L36 176L37 174L34 173ZM44 170L47 173L46 172L43 173L42 171H44ZM130 170H131V172H130ZM173 170H175V171H173ZM49 171H50V173H49ZM67 171H69V173ZM71 171H74L75 173H73ZM84 171H86V174H85ZM115 171H117V173ZM170 171H172V172H170ZM54 172H55V175H53ZM101 172L102 173H105V174H102ZM62 173H63V175H62ZM70 173L73 174V175H71ZM87 173H88V175H87ZM130 173H132V174L129 175ZM139 173L141 175H139ZM2 174H3V176H2ZM114 174H115V178L117 179L116 181H115V178H114ZM116 174H117V176H116ZM11 175L13 176L14 179L12 178ZM19 175H20L21 178L24 177L22 179L24 180V183L25 184L23 183V180L21 178H18ZM46 175L47 176L49 175L51 178L50 177H47ZM66 175H69V176L67 177ZM107 175H108V177H107L108 179L106 178ZM56 176H58V177H56ZM64 176H66V177H64ZM70 176H71V178H69ZM81 176L82 177L84 176L85 178L83 177L84 179H81L80 180V178H82ZM52 177H54V179ZM74 177H76L77 180H75L76 178H74ZM101 177H103V178H101ZM123 177L124 178L128 177L129 178V181L131 182V184H130L129 181H127L128 180L127 178H126V181H127V183H126V181H125V179ZM150 177H152V178H150ZM5 178L6 179H9L10 178V179L8 181H6ZM35 178H36L37 181L35 180ZM43 178L44 179L46 178V180L48 179L47 181L48 182L50 181V183H48ZM68 178H69V180H68ZM86 178L87 179L89 178L88 179L89 181ZM146 178H148V179H146ZM4 179H5V182H4ZM57 179H59V180H57ZM90 179H92V180L94 179V180L92 181ZM152 179H153V181H152ZM170 179H172V180H170ZM26 180L28 181L27 182L28 184L26 183ZM60 180L62 182L65 180L63 182V183H65V185H63L62 182L59 183ZM96 180L100 181V183L98 181H96ZM109 180L110 181L112 180V181L111 182H108ZM148 180H150L149 181V184H148ZM44 181L47 182V184L44 183ZM53 181H55V182L52 183ZM70 181H71V183H70ZM74 181H76V183ZM133 181H134V183H132ZM1 182L3 184H1ZM6 182L7 183H10V184H7ZM11 182L12 183H16L15 184L16 186L13 184V186H15L14 188H13V186H11L12 185ZM67 182H69V184ZM117 182H119V183L117 184ZM137 182H138V184L141 187L139 185H137ZM152 182L154 184H152ZM156 182H158V183H156ZM43 183L45 185L44 187H42V184ZM106 183H107V185H106ZM144 183L145 184H148V185H145ZM17 184L20 185L21 188L22 187L23 188L22 189L19 188V186ZM23 184H24V186H23ZM36 184L38 186H35ZM54 184H56V185H55V188H52V190H57L56 192H54V191L52 192V190H51V187H54ZM111 184H113L112 187H111ZM39 185H41V188L39 187ZM123 185H125V186H123ZM58 186H60V187H58ZM97 186H98V189L96 190L95 188H97ZM104 186H106V187H104ZM144 186H146V187H144ZM71 187H73V188H71ZM75 187H76V189H74ZM86 187L88 188V191H89V188L90 189L93 188L91 191H89V194H88V191H87V193H86L87 196H89L91 192H95L96 194L97 193L98 194L100 193L99 195L97 194L98 197H100V195H103L102 196L103 198L100 197L98 199H100L101 201L102 200H105V201H103L105 204L102 203V202L100 203V200L98 201V199H95L94 201H91L90 202L91 204L90 203L88 204L90 207L89 206L86 207L85 205H87V204L82 203L83 200L81 199V195H83L82 197H85V196H84L83 193H80L82 191V189L85 190ZM63 188H66V189H63ZM70 188L72 190H75V192L76 191H79L80 196H79V193L78 192H76V193L74 192L75 194H73L72 193V190ZM103 188H104V190H103ZM105 188L106 189L108 188V189L106 190ZM134 188L132 189V192H135V193L138 192ZM23 189H25V190H23ZM36 189H38L37 192H36ZM39 189L40 190L42 189L44 192L42 190L40 191ZM61 189H63L62 192H61ZM116 189H117V191H116ZM150 189L153 190V191H151ZM17 190H16V192H18ZM28 190H30V191L28 192ZM58 190L60 192H58ZM102 190L103 191L106 190V191L103 192ZM3 191H5L6 193H4ZM22 191H23V194H22ZM63 191H65V193ZM113 191H114V193H113ZM25 192H26V194H25ZM47 192H49V193H47ZM67 192H68V194H70V193L71 194L68 195ZM106 192H107V195L108 196L106 195ZM31 193H33V194H31ZM50 193H51V195H53L52 197L54 199L51 197ZM101 193H103V194H101ZM118 193H120V192H118ZM34 194L35 195H38V196L40 195L39 197L41 198L42 201H44V203L41 200H39L40 198L38 196H35ZM44 194H46V195L44 196ZM48 194L50 195V197H49ZM117 194H116V197L118 195H119L118 197H121L120 194H118V195ZM20 195L23 196L22 199H21V196ZM27 195H28V197H27ZM31 195H33V196L31 197ZM55 195L58 198V199L56 198V201H55V197H54ZM65 195H67V196L65 197ZM3 196H4V198H3ZM11 196H13V197H11ZM43 196L45 198H43ZM61 196H63L64 198H62ZM1 197L3 199L2 201H1ZM19 197H20L21 200L19 199L17 201V199ZM36 197H38L39 199L36 198ZM46 197H48L47 200H46ZM59 197H60V199H59ZM78 197H80V198L77 199ZM9 199H12L11 202H10ZM24 199H26V200L24 201ZM27 199H28V201H27ZM33 199H35L36 201L33 200ZM37 199H38V201H37ZM6 200H7V202H5ZM51 200L52 201L54 200V202H52L53 204L51 203ZM107 200H109V201L107 202ZM13 201H15V202L17 201V203H15V202L13 203ZM61 201H62V203H61ZM24 202L28 203L27 204L28 206H26V203H24ZM56 202H58L59 204L56 203ZM97 202H99V203H97ZM36 204H40L41 206H44L45 204H47L46 205L47 208H45L46 206L45 207H41L40 205L38 206L39 208H37V205ZM48 204L50 206H52L53 210H52V208H49ZM63 204H65V205H63ZM4 205H5V207H4ZM34 205H35V208H34ZM79 205H83L85 207H81ZM100 205L101 206L103 205V206L101 207ZM24 206H26V207H24ZM53 206L55 208L56 207H59V208L58 209L57 208L55 209ZM69 206L70 207L72 206V207L69 208ZM91 206H94V207H91ZM65 207H67V208H65ZM103 207H105V209ZM33 209L30 210L31 213H32V211H34ZM48 210L51 211L52 213L50 212L51 214H49V211ZM57 210H58V212H57ZM5 211H4V213H5ZM64 211L66 213H64ZM55 212H56V214H55ZM101 212L103 213L102 215H101ZM73 214L74 215H77V216H74ZM96 214H97V217H96ZM87 226L88 225L83 226L81 230L75 231L76 234L73 233L74 236L73 235L71 236V234H70L71 233L70 232L71 230H68L69 232L67 231V233H68L67 234L66 233V230H62V229H60V232H62V234H63V231H64V234L63 235L59 231L55 232V230L53 231L54 233H52L51 235H49V234H46L47 236L46 235L43 236L42 234L36 235V238L38 237V239L41 237L38 240V242H37L38 243V246H40V247L41 246H48L47 250L49 252H51V250H52V252H51L52 253L51 259H49V260H51V262L48 260V262L46 264H49V262H50V264H57V262H58V264L59 263L60 264H63V261H66V259H67V261H66L67 264H70V262H71V264H80V263L81 264H96V263L98 264V262H100L99 261L100 258L103 255H104V257L101 259L102 260L101 261V264H108V262H109L108 260H111V259L112 260L110 261L109 264H117L118 262H119L118 264H129V263L130 264H143L144 262H145L144 264H148V262L150 264H162V263L163 264L164 263L166 264L167 263L166 251L169 250V249H171V250H173V251H171L172 254H175L174 252L176 251L175 248L173 249L172 245H169V243H166L165 241H163V240H165L164 237H161V235L159 233H156V231L154 233V230H152L153 234L150 233V232H148L149 235L145 237V239L148 238V237H151V240L152 241H150L149 243H147V241H145L144 238H142L141 239V242H140L141 244L143 243L145 245L147 243V246H145V248L148 249V250H146L148 253L145 251L143 254L142 253L141 254L140 253H136V254H134L136 256H133V254L131 256V251L132 250L131 249H128V250L125 249L126 244L124 243V241H122L120 239H117V241L119 240L120 242L119 241L118 242L115 241L116 240L115 238H117V237H115L114 230L111 231L112 230L111 228H107V231H109V232H106V234H104V235H103V233H98V234L96 233L95 234V233H93L91 231L92 225L91 224L89 225L90 228H89V226L88 227ZM76 227L78 228V226L72 225L71 228H76ZM137 231H139V230H137ZM83 232H84V234H83ZM17 233L20 234V231L17 230ZM89 233H91L93 236L91 234H89ZM56 234H58L59 236H57ZM85 234H86V236H85ZM99 234L102 235V237ZM155 234H157V236ZM39 235H40V237H39ZM66 235H68L67 238H66ZM75 235H76L77 239H76ZM78 235H79V237H78ZM83 235L85 236V239L87 237V242L83 238ZM110 235H111V237H110ZM54 236H57V237H54ZM63 236H64V238H63ZM103 237L105 238L106 241L104 240ZM152 237H154L155 239H153ZM2 238L3 237L0 234V239H2ZM59 238H61V240ZM82 238L84 239V241H83ZM90 238H91V240H90ZM108 238H109V241H107ZM3 239L0 240V243L2 244V245L0 244V249H2V250L4 249V250L3 251L0 250V252L1 251L2 252L5 251L6 253L5 252L4 253H2V252L0 253V257H3L2 254H5L4 255V259L3 258L2 259L0 258L1 259L0 262L3 261L0 264H5V263L6 264L7 263L8 264L9 263L10 264H14L16 262L18 263V261L16 259V256H14V254L12 252L13 250L9 247L8 243L4 242V241H6V239H4V240ZM41 239H45V241L44 240H41ZM96 239H98L100 241H98ZM59 240H60V242H59ZM78 241H79V243H77ZM90 241H92L94 243V246L92 245V242L90 244ZM104 241L106 243H104ZM112 241H113V243H112ZM52 242H53V246H51L52 245ZM65 242H66V244H65ZM67 242H68V244H71V243L72 244L71 245H68ZM98 242L100 244H102V245H100ZM161 243H166V245H167V249L161 250L163 253H161V251H160V248H161L160 247V244ZM39 244H41V245H39ZM148 244H149V246H148ZM157 244H158V246H157ZM57 245H59V246H57ZM65 245H67L70 249L74 245L73 248H75L76 253L79 250H81V251L78 252V253H80L79 254V257L80 258L81 257H84V261H82V258H81L80 259L81 261H78L77 263H75V261H76L75 260L76 255L75 256H71L70 253H69L70 250L68 249L69 250L68 251L64 247ZM77 245L79 247L80 246L81 247L79 248ZM86 245L89 247V249L87 248ZM3 246H4V248H3ZM49 246H51V247H49ZM83 246H84V248H83ZM96 246L98 248H100V250H98ZM114 246H115V248H114ZM157 247L159 248V250L157 249L158 251L155 252ZM85 248H86V250L84 251ZM119 248H120V250H119ZM77 249H78V251H77ZM105 249H106V251H105ZM117 249H118V251H122V252H118ZM149 249H150V251H149ZM56 250H58L60 252H58ZM115 251H116L117 254L115 253ZM151 251H154V252L151 253ZM67 252L69 254H67ZM138 252H140V251H138ZM78 253H77V255H78ZM114 253L117 256V259L118 258H120V259L115 260L116 259V256H115ZM160 253H161L162 256L160 255ZM89 254H90V256H89ZM100 254H102V255H100ZM68 255H70V257ZM156 255H157V257H156ZM11 256H13V257H11ZM164 256H165V258H164ZM72 257H73V259H72ZM88 257L90 259L91 258L92 259L90 260ZM122 257H123V259H122ZM104 258H107V259H104ZM133 258H135V259H133ZM140 258H143L144 260L143 259H140ZM158 258H161V260L164 259L163 260L164 262L163 261H160V259H158ZM95 259L96 260L98 259L97 262H96ZM125 259H126V261H125ZM128 259L130 261H128ZM156 259H157V261H156ZM60 260H61V262H60ZM177 260L178 259H175V261H172V262H174V264H178L179 262H177ZM92 261H95V262L91 263ZM112 261H114V262H112ZM138 261H139V263H138ZM141 261H143V262H141ZM131 262H133V263H131ZM64 264H65V262H64ZM170 264H171V262H170Z\"/></svg>",
	"mask_w": 264,
	"mask_h": 264
}]
</instances>
